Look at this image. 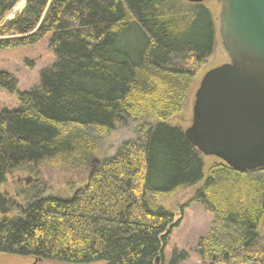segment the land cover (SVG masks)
Returning a JSON list of instances; mask_svg holds the SVG:
<instances>
[{"label": "trees", "instance_id": "16d2710c", "mask_svg": "<svg viewBox=\"0 0 264 264\" xmlns=\"http://www.w3.org/2000/svg\"><path fill=\"white\" fill-rule=\"evenodd\" d=\"M20 1L0 0V50L49 35L55 62L35 89L22 92L0 71V88L18 99V108L0 110V187L41 164L83 167L97 152V135L144 114L164 121L182 111L189 82L215 44L206 0H23L9 18ZM135 134L89 171L71 199L36 191L22 205L0 193V254L182 264L185 251L164 258L179 221L152 199L203 181L190 200L214 216L195 250L203 264H264V168L239 172L220 161L203 180L205 157L180 126L141 124Z\"/></svg>", "mask_w": 264, "mask_h": 264}, {"label": "rangeland", "instance_id": "374dc122", "mask_svg": "<svg viewBox=\"0 0 264 264\" xmlns=\"http://www.w3.org/2000/svg\"><path fill=\"white\" fill-rule=\"evenodd\" d=\"M205 4L212 11L216 20L215 44L211 55L206 59L197 75L189 82V89L182 111L164 121L152 114H144L135 120H130L128 123L118 126L111 133L97 135V152L89 158L85 166L71 168L41 164L36 173L20 170L7 177L6 183L0 187V193L12 199L15 198L22 205H25L29 196L36 191L43 194V196L53 195L63 200L71 199L75 192L86 184L91 169L96 168L101 160L113 155L121 144L135 140V129L139 125H155L164 122L180 126L183 131L187 129L191 125L194 94L201 79L211 69L229 61L218 33L220 2L219 0H206ZM23 7L24 1L22 0L13 8L9 18L19 13ZM49 38L50 36L47 35L36 44L28 47L0 50V71L12 75L17 80V90L19 92L35 89L39 82L40 73L55 62V55L48 47ZM16 108H18L17 94L9 93L0 88V110H14ZM87 133L93 135L92 130H88ZM204 161L203 180L206 179L210 168L220 163V160L215 157H205ZM202 183L203 181L196 186L180 189L168 195L155 196L152 199V206L164 207L173 213L174 222L179 221V225L169 235L167 246L164 249L165 262L170 258L171 253L176 250L188 253V260L182 264H203L195 250L199 241L208 237L214 216L205 212L200 205L190 201L195 192L201 188ZM185 205L187 206L181 211V208ZM0 264L67 263L37 261L32 257L0 254Z\"/></svg>", "mask_w": 264, "mask_h": 264}, {"label": "water", "instance_id": "95a60500", "mask_svg": "<svg viewBox=\"0 0 264 264\" xmlns=\"http://www.w3.org/2000/svg\"><path fill=\"white\" fill-rule=\"evenodd\" d=\"M219 2L218 33L229 61L201 79L184 136L204 157L251 172L264 168V0Z\"/></svg>", "mask_w": 264, "mask_h": 264}]
</instances>
